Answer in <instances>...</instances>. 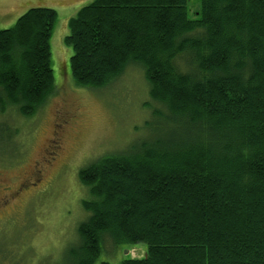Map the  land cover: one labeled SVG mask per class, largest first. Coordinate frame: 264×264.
<instances>
[{
    "label": "trees",
    "instance_id": "16d2710c",
    "mask_svg": "<svg viewBox=\"0 0 264 264\" xmlns=\"http://www.w3.org/2000/svg\"><path fill=\"white\" fill-rule=\"evenodd\" d=\"M187 4L92 0L68 20L74 83L140 65L166 135L79 169L90 198L64 264H94L106 238L146 244L122 264H264V0H198L197 18ZM56 20L32 7L0 29V114L53 94Z\"/></svg>",
    "mask_w": 264,
    "mask_h": 264
},
{
    "label": "rangeland",
    "instance_id": "374dc122",
    "mask_svg": "<svg viewBox=\"0 0 264 264\" xmlns=\"http://www.w3.org/2000/svg\"><path fill=\"white\" fill-rule=\"evenodd\" d=\"M92 0H0V29H7L29 8L54 9L50 39L54 92L31 117L14 109L0 114L11 138L0 136V264H64L67 246L90 198L78 171L106 154L166 135L140 65L130 63L98 89L77 86L70 72L72 49L64 42L68 20ZM197 18L198 0H188ZM3 139V140H2ZM55 145V146H53ZM54 155L51 157V152ZM146 244H114L108 238L94 264H122L145 255Z\"/></svg>",
    "mask_w": 264,
    "mask_h": 264
},
{
    "label": "flooded vegetation",
    "instance_id": "af4514ba",
    "mask_svg": "<svg viewBox=\"0 0 264 264\" xmlns=\"http://www.w3.org/2000/svg\"><path fill=\"white\" fill-rule=\"evenodd\" d=\"M53 146H55V145H53ZM53 155H54V151L51 152V157H52Z\"/></svg>",
    "mask_w": 264,
    "mask_h": 264
}]
</instances>
